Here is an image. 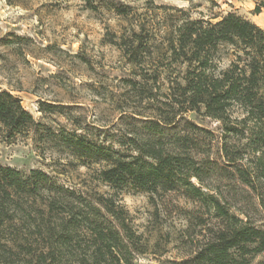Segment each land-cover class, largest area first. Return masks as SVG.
<instances>
[{
	"label": "trees",
	"instance_id": "obj_1",
	"mask_svg": "<svg viewBox=\"0 0 264 264\" xmlns=\"http://www.w3.org/2000/svg\"><path fill=\"white\" fill-rule=\"evenodd\" d=\"M82 1L92 10H111L125 23L120 30L109 32V43L139 71V79L131 80V87H140L139 102L151 106L152 119L135 113L145 118L141 121L147 134L128 136L110 152H92L89 144L79 139L63 142L80 156L103 161L99 178L112 189L130 186L159 195L182 188L191 197L209 200L221 219L220 226L205 246L182 264H248L251 256L264 251V228L230 214L217 195L203 190L207 187L199 176L201 161L195 154L203 134L209 135L210 143L214 135L183 115L195 112L218 122L223 167L234 169L238 181L255 194L264 210L263 29L235 12H213L217 7L214 0H205L208 5L197 17L192 16V9L200 4L193 0H184L187 7L158 5L153 0H144L140 6L120 0ZM251 1L254 14L264 9V0ZM154 15H160L159 19ZM180 122L198 134L192 138L187 133L177 134ZM40 127L17 96L0 90L1 132L15 138ZM19 175L0 165V264H62L65 250L80 229L88 234L90 250H82L78 264H133V254L144 252L139 237L116 212L114 201L102 196L97 203L112 220L102 221L99 208L88 214L68 211L71 217L59 226L40 225L35 220L32 225L16 212L8 214L7 201L12 202V196L25 189ZM191 177L200 186H195ZM58 203L49 200L47 211L63 209ZM15 204L22 209L19 202ZM12 226L18 228L9 232Z\"/></svg>",
	"mask_w": 264,
	"mask_h": 264
},
{
	"label": "rangeland",
	"instance_id": "obj_2",
	"mask_svg": "<svg viewBox=\"0 0 264 264\" xmlns=\"http://www.w3.org/2000/svg\"><path fill=\"white\" fill-rule=\"evenodd\" d=\"M120 1L138 6L144 2ZM214 1L217 7L213 12H235L264 31V9L254 14L253 1ZM153 2L188 6L184 0ZM192 2L200 4L192 9L193 17L208 5L205 0ZM159 16L153 17L158 20ZM124 24L111 10L89 9L82 0H0V90L17 96L41 125L37 132L15 138L0 131V165L18 171L19 183L25 187L6 207L8 214L16 212L32 225L35 220L40 225L57 226L71 217L68 211L88 214L99 208L102 221L111 219L97 203L100 196L109 198L144 249L133 254V264H182L199 252L220 226L221 219L209 200L191 197L182 188L159 195L130 186L112 189L99 178L103 161L80 156L63 142L79 139L88 143L92 152H110L128 136L147 134L141 121L145 118L135 113L152 119L151 106L139 102L140 87L133 90L130 83L139 79V71L109 43V32ZM183 117L214 135L210 143L209 135L203 134L195 154L201 161L199 176L207 187L203 190L217 195L230 214L264 228V210L255 194L238 181L234 169L223 167L218 122L195 112ZM175 132L191 138L198 134L183 122ZM190 181L200 186L195 177ZM53 198L63 204L58 211L64 212L47 211L46 204ZM16 227L8 228L9 232ZM89 244L88 234L80 229L61 263L78 264L82 250H90ZM261 261L264 251L251 256L248 264Z\"/></svg>",
	"mask_w": 264,
	"mask_h": 264
}]
</instances>
